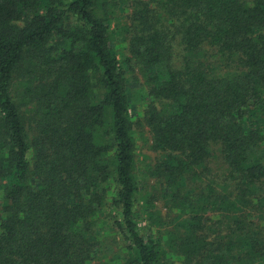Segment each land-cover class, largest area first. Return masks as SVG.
Instances as JSON below:
<instances>
[{
    "label": "trees",
    "instance_id": "16d2710c",
    "mask_svg": "<svg viewBox=\"0 0 264 264\" xmlns=\"http://www.w3.org/2000/svg\"><path fill=\"white\" fill-rule=\"evenodd\" d=\"M259 210L264 0H0V264H264Z\"/></svg>",
    "mask_w": 264,
    "mask_h": 264
},
{
    "label": "rangeland",
    "instance_id": "374dc122",
    "mask_svg": "<svg viewBox=\"0 0 264 264\" xmlns=\"http://www.w3.org/2000/svg\"><path fill=\"white\" fill-rule=\"evenodd\" d=\"M126 18L124 17L123 20ZM124 39V35H116L114 37V44L117 45L118 49H121L122 47V41ZM140 78V77H139ZM141 80V79H140ZM129 85L132 87L135 94L141 96L142 91H144L143 84L141 82L132 79ZM17 95V93H15ZM142 98H139V101H141ZM135 135L137 140V150H136V174H137V180L139 184L140 192H145L148 188L151 189V186L156 183L154 179H148L146 178V167L150 166L151 164L155 163V161L159 157V152L155 151L152 147V140H151V134L147 127H144L141 123L136 121L135 123ZM211 173H208V176L212 178L213 180H216L220 182L221 178L224 177L228 173L227 167L223 164V159L221 157V154L217 147H215V155L210 159L209 164ZM198 187V186H197ZM140 196V194H139ZM142 204V202H141ZM157 211L160 212L161 215H166L168 210L164 206V202L159 200L157 202ZM138 209H141L140 204L137 207ZM215 216V215H214ZM142 218L139 222L141 226V230L143 233H157L160 229V226H153L150 227V220H145V215L142 216ZM169 218V217H166ZM251 218L254 219L258 224H261V226H264V210L254 211V213L251 215ZM148 219V217L146 218ZM210 233H212L210 231ZM214 235V234H211ZM93 264H106L105 260H95ZM168 264H183V261L180 260V258L175 257V261L169 260Z\"/></svg>",
    "mask_w": 264,
    "mask_h": 264
}]
</instances>
